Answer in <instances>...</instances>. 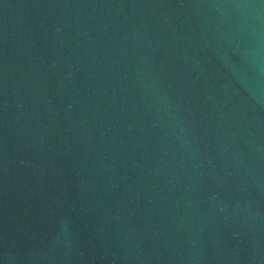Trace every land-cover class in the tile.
I'll use <instances>...</instances> for the list:
<instances>
[{"label": "water", "instance_id": "obj_1", "mask_svg": "<svg viewBox=\"0 0 264 264\" xmlns=\"http://www.w3.org/2000/svg\"><path fill=\"white\" fill-rule=\"evenodd\" d=\"M0 264H264V0H0Z\"/></svg>", "mask_w": 264, "mask_h": 264}]
</instances>
